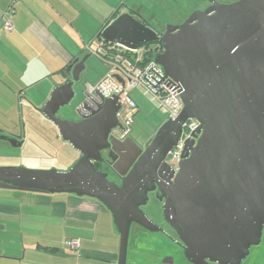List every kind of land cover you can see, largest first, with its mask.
<instances>
[{"label": "water", "instance_id": "water-1", "mask_svg": "<svg viewBox=\"0 0 264 264\" xmlns=\"http://www.w3.org/2000/svg\"><path fill=\"white\" fill-rule=\"evenodd\" d=\"M124 8L104 27L101 38L132 50L160 43L162 50L153 62L168 87L179 88V115L167 118L146 148L138 149L121 185L109 181L72 132L102 124L98 138L107 142L110 130L121 127L118 98L89 94L84 88L74 109L83 120L57 116L75 97L89 55L76 58L65 70L69 80L53 89L41 113L81 158L63 171L0 166V188L98 200L111 213L119 234L116 264H126L131 223L156 230L140 206L155 188L150 184L156 174L165 168L171 173L169 185H160L163 215L185 245V257L195 264L207 259L240 264L250 247L259 244L264 227V0L214 1L208 10L167 25L161 34ZM80 111L95 116L86 121ZM189 119L197 126L183 140L181 159L173 167L167 155L180 142ZM0 140L21 146L6 134H0Z\"/></svg>", "mask_w": 264, "mask_h": 264}, {"label": "crops", "instance_id": "crops-1", "mask_svg": "<svg viewBox=\"0 0 264 264\" xmlns=\"http://www.w3.org/2000/svg\"><path fill=\"white\" fill-rule=\"evenodd\" d=\"M10 1L0 0V18ZM139 4L18 0L13 30L0 35V134L52 131L55 127L41 109L53 89L69 80L66 68L89 55V69L98 57L88 47L97 46L98 34L125 11V5ZM100 61L96 65L101 75L95 80L90 75L86 83L95 85L105 75ZM23 192L0 199V264H116L119 234L101 202L68 193ZM102 232L108 241L105 251L93 246ZM72 238L80 240L78 252L65 245Z\"/></svg>", "mask_w": 264, "mask_h": 264}, {"label": "flooded vegetation", "instance_id": "flooded-vegetation-1", "mask_svg": "<svg viewBox=\"0 0 264 264\" xmlns=\"http://www.w3.org/2000/svg\"><path fill=\"white\" fill-rule=\"evenodd\" d=\"M150 1L152 2L154 8H156L157 11L156 13L157 15L154 16L155 19H179V22L176 23L178 24L183 22L185 19H188L194 11L208 10L213 5L214 1L221 4H227L237 0H180V1L178 0L179 2L177 0H169V4L166 7L158 6L157 1L159 2L160 0H150ZM126 6L128 10H131V12L135 17H137L143 23L147 24L145 20L147 18L141 13L138 7H132L129 5ZM153 29L158 34H161L165 31L166 27H162L159 29L153 28ZM77 92L78 90H76L75 95L77 94ZM81 113L82 115H84L86 121L90 120L89 118H93L95 116L93 113L91 114L90 112H86V111H83ZM60 118L71 119L74 121L83 120V117H81L76 112H73L71 117L60 116ZM102 122L103 124L107 123L106 119H103ZM118 122L121 125L119 120ZM97 126L99 125H95L91 127L86 125V127H82L80 130L75 129L72 132L74 133L73 137L86 154L95 157V159L93 160V164L95 168L101 172H104L109 181L117 185H121L123 178L132 168L133 164L127 170L126 173L124 172L126 171L129 163H131L132 160L137 156L139 152L138 149H141L143 151L146 148V146L150 143L154 135L150 136L143 143L133 138L129 134L124 138H119L117 131L122 130V125H121V127L112 128L108 133L107 142L106 141L103 142L99 140L98 137L99 134L103 131L104 126L102 124L99 127ZM52 132H53V137H56V139L58 138L62 139L56 127L52 130ZM9 136L15 137L17 139V142H15L16 144L21 142V146L19 147L12 146V147L17 149H22L23 147H26L28 145L32 147L36 145L38 146L37 142L35 141V137L45 136V135L43 133L40 134L31 133V132L27 133L26 131L21 135L10 134ZM0 141H3L6 144L10 145L8 141L5 140H0ZM67 143L72 147V145L69 142ZM99 145H103L104 147L99 150L98 154H96L93 152V148H96ZM72 149L73 152L75 153V158L73 159L69 167L74 165L82 156V153L79 150L74 149L73 147ZM1 158L12 159L13 157L6 156V157H0V159ZM0 166H13V165L3 164L0 161ZM170 173H171L170 170L163 168L159 173L156 174L154 185L150 184V186H153L155 188L152 191L148 192V200L146 201V204L140 206V209L144 212V214L155 224L153 225V227L156 230L149 231L148 229L144 228L139 224H136L134 222L131 223L129 235L130 233L133 235L134 245L131 248L130 257L132 256L135 257L136 254L140 252L139 247L140 244L143 242L145 243V247L147 248L146 252L148 254V256L145 258H136V260L133 261V264H195L189 261L185 257L184 255L185 245L180 240L179 235L177 234L175 229L165 220L163 215L162 206L164 203V199L161 198L162 193L160 190V185H165V186L169 185ZM147 206L154 207L156 211H158L159 209L160 216L158 217V215L155 216L149 212H146L145 209L147 208ZM140 239H142V241H140ZM263 243H264V227L262 230L261 240L259 244L256 246H261ZM251 247H250V252H251ZM261 253L256 255L255 259L252 260V262H250L249 264H264V251ZM127 256H128V252H127ZM246 258L240 264H247L245 262ZM127 261L126 264H128ZM199 264H219V263L207 259Z\"/></svg>", "mask_w": 264, "mask_h": 264}, {"label": "built area", "instance_id": "built-area-1", "mask_svg": "<svg viewBox=\"0 0 264 264\" xmlns=\"http://www.w3.org/2000/svg\"><path fill=\"white\" fill-rule=\"evenodd\" d=\"M17 1L11 0L2 12L0 35L13 30V15L16 12ZM88 48L91 54L105 63L107 71L98 83L85 86V91L89 94L118 98L120 107L116 115L122 125V130L117 131L119 138H124L131 132L134 113L138 108L131 92L136 89L148 96L157 109L167 115V118L175 119L179 115L183 108L179 88L177 85L168 87L167 79L162 80L161 68L153 60H146L144 56L138 54V50L126 48L118 43H106L102 38L98 40L95 48L91 46ZM196 126L197 122L193 119L184 123L180 142L167 155V161L173 167H176L181 159L180 150L183 140L190 136ZM65 245L78 252L80 240L67 239Z\"/></svg>", "mask_w": 264, "mask_h": 264}, {"label": "rangeland", "instance_id": "rangeland-1", "mask_svg": "<svg viewBox=\"0 0 264 264\" xmlns=\"http://www.w3.org/2000/svg\"><path fill=\"white\" fill-rule=\"evenodd\" d=\"M178 1V0H177ZM180 1V0H179ZM178 1V2H179ZM140 4L138 8L140 9L141 13L147 18L145 19L147 24L152 28H162L166 27L167 25L176 24L179 22V19H155L154 16L157 15L156 8H154L152 2L150 0H139ZM158 6H167L169 4V0H160L157 1ZM156 5V4H155ZM157 7V6H156ZM138 54L140 56H144L146 53V47H142L138 49ZM92 56V55H91ZM94 57V56H93ZM153 58V57H152ZM99 58L93 59V65L89 69L86 66V70L88 69L87 76H85V70L81 74V80L79 84L75 87L78 90L75 97L71 100V102L62 107L57 116H65L71 117L74 109L79 104L81 98H83V89L84 85L87 86L91 83H86L85 79H90L92 76L95 80L98 75V66L96 63H99ZM153 60V59H152ZM100 63H103L100 61ZM97 66V68L95 67ZM104 68L107 71V66L104 65ZM91 75V76H90ZM85 76V77H84ZM78 88V89H77ZM133 99L137 104V110L134 113L133 123L131 125V135L133 138L137 139L140 142H145L150 136L154 135L157 129L160 127L162 123L167 120V115L160 112L156 105L150 100V98L146 95H143L142 92L138 89L131 92ZM45 136H36L35 141L37 142L38 146H26L22 149L13 148L11 145L6 144L3 141H0V157H13L12 159L8 158H1L0 161L3 164H10L13 166H23L28 169H49L55 168L57 170L63 171L66 170L69 165L72 163L73 159L75 158V153L73 152L72 147L62 139L53 137V132H42ZM45 137V138H44ZM48 141V142H47ZM24 193L21 190H13L7 188H0V199L3 198H10V197H18ZM64 195V194H62ZM146 212H149L155 216H160V210L156 211L154 207H148L145 209ZM100 234V233H99ZM98 234V235H99ZM106 233H101L98 238V242L94 243L93 246L101 250H106L108 241L105 239ZM133 235L130 233L128 239V264H133V261L136 258H145L148 256L146 252L145 243L140 244V252L136 254L135 257H130L131 248L134 245ZM142 241V239H140ZM103 242V243H102ZM118 249V247H117ZM264 251V243L261 246H252L251 252L249 256L246 258L245 262L249 264L252 260L255 259L256 255L260 254ZM262 254V253H261ZM136 263V262H135Z\"/></svg>", "mask_w": 264, "mask_h": 264}, {"label": "trees", "instance_id": "trees-1", "mask_svg": "<svg viewBox=\"0 0 264 264\" xmlns=\"http://www.w3.org/2000/svg\"><path fill=\"white\" fill-rule=\"evenodd\" d=\"M9 5V4H8ZM7 5V6H8ZM6 6V7H7ZM4 11V10H3ZM117 14H115L114 15V17L116 16ZM14 16V15H13ZM98 39L100 40L101 39V32L98 34ZM159 45V46H158ZM144 47H146V53H148V54H145L144 55V58L146 59V60H152L153 58H154V55L157 53V52H159V51H161L162 50V48H161V45H160V43H158V42H155V43H153V44H149V45H146V46H144ZM153 57V58H152Z\"/></svg>", "mask_w": 264, "mask_h": 264}]
</instances>
